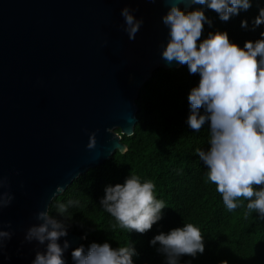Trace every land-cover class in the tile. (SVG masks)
<instances>
[{
	"label": "water",
	"instance_id": "1",
	"mask_svg": "<svg viewBox=\"0 0 264 264\" xmlns=\"http://www.w3.org/2000/svg\"><path fill=\"white\" fill-rule=\"evenodd\" d=\"M126 5L144 19L134 40L123 28ZM167 10L166 0H0V178L15 196L0 208V228L11 221L14 230L0 264H31L45 250L24 239L36 213L128 150L142 88L156 70L181 67L161 57ZM65 239L66 261L85 236L68 230Z\"/></svg>",
	"mask_w": 264,
	"mask_h": 264
},
{
	"label": "clouds",
	"instance_id": "2",
	"mask_svg": "<svg viewBox=\"0 0 264 264\" xmlns=\"http://www.w3.org/2000/svg\"><path fill=\"white\" fill-rule=\"evenodd\" d=\"M182 0H166L167 12L162 16L168 28L167 43L161 45V57L171 64L173 61L187 65L189 73L199 74V83L188 94L190 115L187 123L199 131L208 123L210 128L209 147L197 148L200 160L207 168L206 177L216 185L226 208L236 209L243 197L249 211L264 217V32L255 41L248 40L244 46L232 42L228 32H209L199 40L207 22L205 7L215 10L223 21L247 10L252 0H192L203 5L188 11L181 7ZM134 9L126 5L121 10L123 28L130 40L144 23L137 18ZM264 23V8L253 20V28ZM248 28V21L241 22ZM259 57V59H258ZM203 109V114H201ZM96 133L90 134L88 148L95 147ZM255 185H261L257 188ZM0 208L8 207L14 200L9 190L8 177L0 178ZM100 200L101 207L118 222L119 227L144 233L159 221L166 207L157 198L155 184L151 179H141L130 174L123 183L109 184ZM78 199L56 203V212L63 217L72 207L78 206ZM38 223L32 224L25 232L26 242L36 241L45 246L37 250L31 264H65L63 253L70 241L68 228L63 219L47 210L36 213ZM0 228V247L11 240L14 230L11 221ZM86 238V236H85ZM166 256L167 264H180L184 254L195 256L205 249L201 229L193 223H184L169 232H160L150 241ZM136 249L131 244L113 248L107 241L91 243L87 252L83 245L72 251L75 264H134ZM222 264H228L227 261Z\"/></svg>",
	"mask_w": 264,
	"mask_h": 264
},
{
	"label": "trees",
	"instance_id": "3",
	"mask_svg": "<svg viewBox=\"0 0 264 264\" xmlns=\"http://www.w3.org/2000/svg\"><path fill=\"white\" fill-rule=\"evenodd\" d=\"M197 7L204 6L194 4L189 11ZM261 8L264 0H252L250 8L223 21L215 10L205 7V15L212 23L205 22L198 43L209 32L218 30H226L230 41L241 47L248 40L260 39L264 23L253 28V20ZM245 19L248 28L241 27ZM199 79V74L189 73L187 65L156 70L136 102L139 110L134 134L123 136L128 150L118 151L104 164L74 180L51 203L50 212L63 219L69 231L86 236L81 243L85 252L93 242L107 241L113 248L131 244L136 249L134 264H167L165 254L157 250L159 242L152 245L150 241L160 232L167 233L190 222L201 229L205 249L195 256L182 255L180 264H264V217L249 211L243 197L238 198L239 206L229 211L216 185L207 180V168L196 152L197 148L207 150L210 139L207 122L199 131L187 123L191 112L188 94ZM130 174L151 179L157 198L166 205L162 218L144 233L119 227L100 205L105 187L123 183ZM70 198L80 203L68 210L66 215L70 217H63L55 211L56 203ZM72 251L65 264H75Z\"/></svg>",
	"mask_w": 264,
	"mask_h": 264
}]
</instances>
